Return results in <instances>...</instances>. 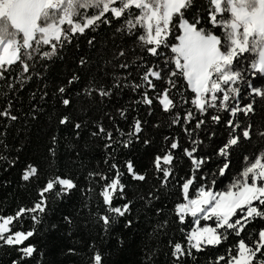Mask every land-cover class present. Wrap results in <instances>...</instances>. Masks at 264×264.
Wrapping results in <instances>:
<instances>
[{
  "label": "snow or ice",
  "instance_id": "obj_1",
  "mask_svg": "<svg viewBox=\"0 0 264 264\" xmlns=\"http://www.w3.org/2000/svg\"><path fill=\"white\" fill-rule=\"evenodd\" d=\"M68 56L74 70L50 82ZM0 82V170L18 166L31 188L0 208L9 264H43L32 238L66 200L50 227L80 234L62 254L85 264H104L106 239L130 264H264V0H0ZM50 99L63 110L49 123L73 135L52 131L25 156L13 125ZM165 126L182 135L159 144Z\"/></svg>",
  "mask_w": 264,
  "mask_h": 264
},
{
  "label": "trees",
  "instance_id": "obj_2",
  "mask_svg": "<svg viewBox=\"0 0 264 264\" xmlns=\"http://www.w3.org/2000/svg\"><path fill=\"white\" fill-rule=\"evenodd\" d=\"M77 41L81 44L82 50L87 51L88 46L83 38H77ZM73 48H75V42L73 44ZM74 70V65L72 62V57L68 56L66 60L63 62L57 60L52 66L51 70L48 73L49 81L55 82V78L61 74L67 75L70 74L71 71ZM34 87V85H33ZM0 89H3V82H0ZM29 89L24 91V102L23 107L27 109V95ZM49 91L51 92V84ZM73 96L76 95V89H73ZM128 99V94H125L124 101ZM124 101H120V103H124ZM113 103L115 104V99H113ZM21 104L17 103L16 108H20ZM74 107H79L78 104L74 102ZM103 107V105H101ZM113 105L109 104L108 109L112 108ZM62 106H56L55 101L50 99L45 106V112L41 117L32 122L30 125H27L19 132L15 131L17 125H13V130L11 136L9 137L10 142H16L12 140V137H16L19 140H23L26 143L27 152L25 156L34 155L38 148L42 149L44 142L47 140L48 133L52 131L58 130L59 135L64 137H71L73 135L72 130L69 127H59L57 128V124L55 118H53L52 122L49 123V115L53 113V111L60 112L62 111ZM107 110V109H106ZM71 112L72 109H69ZM93 115H99L94 112ZM73 115H78V113L73 112ZM132 115H136V113H132ZM157 115H159L157 113ZM264 117V107H262L261 103L258 101L257 110L253 116V119L256 122H260L261 118ZM156 117H153L155 119ZM119 119V118H118ZM163 119V117L161 118ZM107 125V121H105ZM121 127H126L125 122L120 121ZM152 134L157 138L159 144H163L161 137L163 135H182V129L173 127L168 128L167 126L159 129L152 130ZM135 159L138 165H147L148 158L143 155L142 150L136 152L134 154ZM87 163V161H86ZM92 163L95 164L96 160L93 159ZM68 172H71L73 169L71 167L65 169ZM18 171L19 167L14 166L10 171L5 173L3 170H0V208L9 207L14 205L15 203L20 202L21 200H25L30 197L31 188L25 187L18 183ZM7 179L10 181V184H4V180ZM147 187V186H145ZM137 189L129 186L130 194L135 193ZM133 198L135 196L133 195ZM73 211V202L72 201H61L58 206V211L55 215L50 216L45 223L41 224L38 227V230L35 236L32 238V242L35 243L38 247L37 251V259L42 260L43 264H85L87 259L86 252H78L77 255H66L62 254V249H66L67 247H80V234L73 233V235L69 236L67 234V230L60 226L57 229H52L50 227L51 223L58 222L59 214L61 212L67 213ZM134 211H136L134 209ZM27 227V223L24 225ZM179 236V233H177ZM118 249H121L118 251ZM103 251L107 254L104 257V264H130L133 257L130 255V249L124 247L118 242L114 240L106 239L105 247ZM11 250L7 248H0V264H9ZM35 264V262H33ZM201 264H204V258H201Z\"/></svg>",
  "mask_w": 264,
  "mask_h": 264
}]
</instances>
